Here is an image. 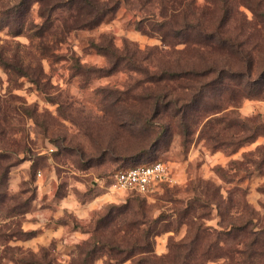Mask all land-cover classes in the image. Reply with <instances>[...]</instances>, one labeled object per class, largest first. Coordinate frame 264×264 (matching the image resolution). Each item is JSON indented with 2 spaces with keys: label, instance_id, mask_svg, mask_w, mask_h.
I'll return each instance as SVG.
<instances>
[{
  "label": "rangeland",
  "instance_id": "1",
  "mask_svg": "<svg viewBox=\"0 0 264 264\" xmlns=\"http://www.w3.org/2000/svg\"><path fill=\"white\" fill-rule=\"evenodd\" d=\"M17 1L0 0V22L1 10ZM28 5L32 30L0 29V191L7 196L0 264H133L138 254L128 258L120 247L141 241L155 219V262L245 264L239 249H247L253 226L264 227V134L238 146L237 136L248 132L236 123L264 122V98L178 99L184 125L176 99L153 96L174 87L189 93L193 81L150 83L143 68L127 59L113 65L94 45L110 40L116 55H132L149 71L206 63L242 69L234 50L171 34L185 20L213 26L224 18L226 35L253 48L257 75L264 70V0H121L100 25L67 31L59 41L55 22L42 50L32 38L46 19L38 1ZM165 20L171 26L159 31ZM153 161L167 169L154 191L111 186L118 170ZM248 219L253 223L231 232V222ZM259 236L252 264H264Z\"/></svg>",
  "mask_w": 264,
  "mask_h": 264
},
{
  "label": "trees",
  "instance_id": "2",
  "mask_svg": "<svg viewBox=\"0 0 264 264\" xmlns=\"http://www.w3.org/2000/svg\"><path fill=\"white\" fill-rule=\"evenodd\" d=\"M38 1L42 7V16L45 17V26L38 27L37 31L34 29L32 44L37 47V49H45L47 40L46 37L49 36L50 31L54 29L55 22H57L55 28L56 37L59 38L64 36L63 33L71 31L73 29H83V28H94L100 25L110 14L116 12L120 7L121 0H34ZM188 9V8H187ZM30 7L28 5V0H19L13 5H8L1 10V22L0 29L8 27L12 30L14 34H20L25 29L32 30L34 28L33 22H28ZM49 23V24H46ZM141 25H137V29L145 30ZM224 18L216 22L215 25L211 26L209 24H203L200 19L194 21L185 20L179 27H173L171 24L165 20L160 22L158 25V30L161 31L167 26H171L173 29L172 36L181 38L195 44L197 46H210V47H221L227 50H234L236 57L241 60L244 68L238 70H225L224 68L218 69L216 65H210V63L204 64L202 69L197 70H182V69H167L159 66L157 69L152 71L146 70L144 66H141V62L136 61L132 55L124 57V55H116L117 51L114 48L110 40L104 43L95 44L97 49L105 54L107 57L111 58L112 64L116 65L122 61V59H127L129 63L135 68H143V74L147 81L153 84H162V82H176L182 78L193 81L191 85L192 91L189 93L179 94L177 88L170 90H165L156 92L153 96L154 99H176L172 101L173 107H176V111L181 113L183 124L185 121V111L184 107L178 103V99H190V104L197 103L203 99H221L224 95L229 96L230 99H238L239 97L247 98H264V70L261 73L254 75L252 71L251 61V51L253 48L247 49L241 41H238L235 37L226 35L223 30ZM45 29V30H43ZM36 34V35H35ZM165 35L168 33H164ZM35 37V38H34ZM232 52V51H229ZM114 56L117 59L114 60ZM142 70V69H140ZM216 73V76L212 79L206 80V78L211 74ZM190 87H187V89ZM213 92V93H211ZM171 103V101H169ZM168 102V103H169ZM200 103V102H199ZM188 105V106H189ZM199 106V105H198ZM149 118L146 116L145 126L149 123ZM185 125V124H184ZM237 127L240 126L242 130L248 132L247 135L237 136V145H242L247 141L255 139L257 136L264 134V122L259 116L253 119H244L236 123ZM113 181V178H112ZM111 181V184H112ZM131 193H138L136 191H130ZM6 194L0 191V205L6 202ZM26 203V202H25ZM189 209V208H188ZM158 219L154 221H147L148 227L144 230L141 235V241L134 240L130 246L120 247L121 252H127L126 256L130 258L138 254L137 258L134 260L133 264H164L155 262L153 256L150 253L153 250L151 242V227L153 223H156ZM253 223L252 219H248L242 223L231 222V232L236 230H241L248 227ZM254 229V226H253ZM253 229L250 231L252 235V240L247 243V249L240 250L243 254L245 253V264L252 260V253L250 250L253 248L254 244L259 241L260 233H264V227L260 231ZM201 229L198 230L197 236L194 241L190 243L189 251L194 250L198 235ZM95 244L98 241L95 240ZM106 246V245H105ZM110 246V245H109ZM117 247L110 246V249H117Z\"/></svg>",
  "mask_w": 264,
  "mask_h": 264
},
{
  "label": "built area",
  "instance_id": "3",
  "mask_svg": "<svg viewBox=\"0 0 264 264\" xmlns=\"http://www.w3.org/2000/svg\"><path fill=\"white\" fill-rule=\"evenodd\" d=\"M167 169L165 163L153 161L118 170L113 175L111 186L121 191H136L142 194L154 191L165 181Z\"/></svg>",
  "mask_w": 264,
  "mask_h": 264
}]
</instances>
